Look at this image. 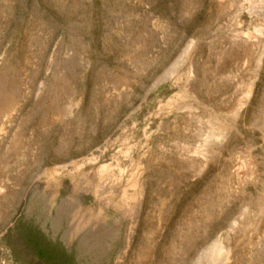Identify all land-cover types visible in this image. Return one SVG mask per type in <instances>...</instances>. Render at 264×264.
Listing matches in <instances>:
<instances>
[{"label":"rangeland","instance_id":"1","mask_svg":"<svg viewBox=\"0 0 264 264\" xmlns=\"http://www.w3.org/2000/svg\"><path fill=\"white\" fill-rule=\"evenodd\" d=\"M15 222L75 264H264V0H0Z\"/></svg>","mask_w":264,"mask_h":264},{"label":"trees","instance_id":"2","mask_svg":"<svg viewBox=\"0 0 264 264\" xmlns=\"http://www.w3.org/2000/svg\"><path fill=\"white\" fill-rule=\"evenodd\" d=\"M11 233L16 238L15 245L8 243ZM0 242L10 250L12 255L15 252L14 248L18 247L21 254V259H18L20 264H75L69 252L58 243L46 240L30 224L15 222L13 228L7 230ZM15 253L19 256L18 252Z\"/></svg>","mask_w":264,"mask_h":264}]
</instances>
